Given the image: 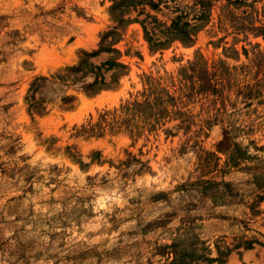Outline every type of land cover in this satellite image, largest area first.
<instances>
[{
    "label": "rangeland",
    "instance_id": "1",
    "mask_svg": "<svg viewBox=\"0 0 264 264\" xmlns=\"http://www.w3.org/2000/svg\"><path fill=\"white\" fill-rule=\"evenodd\" d=\"M153 2L0 0V264H264V0Z\"/></svg>",
    "mask_w": 264,
    "mask_h": 264
},
{
    "label": "trees",
    "instance_id": "2",
    "mask_svg": "<svg viewBox=\"0 0 264 264\" xmlns=\"http://www.w3.org/2000/svg\"><path fill=\"white\" fill-rule=\"evenodd\" d=\"M125 3H127L128 6H137L139 5L141 2L143 1H147L149 3V5H152L154 7H156L157 5L153 2V0H124ZM123 4H117L115 6H113L112 11L120 8ZM120 22L123 23L125 22L124 19H120ZM198 26L192 25L189 21H183L181 19V17H175L172 20V23L170 26H168L165 29V33H167V38L164 41H154L152 39V37L149 36V33L146 32V36L148 37L149 42L151 43L152 47H157V48H165L167 46V44H169L171 41L173 40H181L182 42L186 43V44H190L194 41V37H195V31L198 29ZM146 31V29H145ZM115 32H109L107 34H105L104 39H106L109 35H114ZM102 51H109V52H114V53H119V51L113 47H110L108 49L106 48H102L101 50L97 51V52H92V53H85L86 57H95L97 56L100 52ZM105 65H108L109 67L106 69V71L112 69L113 67H117L120 69H125L126 66L122 63H117L115 61L112 62H107L104 63L100 66L94 65L92 63H89L88 59L85 58L83 59V61H81V63L76 66V67H72L70 69V72L74 75L78 74V73H82V77H85L87 74H92L94 75V81L93 83L83 86L84 90L89 93V94H98L99 92H101L104 89H109L111 88L112 84L108 83L106 80V77L104 75V73L102 72V69ZM111 77L113 78V81L116 82V77L117 74L113 73L111 75ZM46 80L45 78H38L36 79V81L33 83L32 85V89L34 92H37L40 88H41V84L38 81H44ZM32 99L34 100V96H32ZM69 100H71V98H68ZM42 101H40V103H38L39 105H41ZM36 103V102H35ZM37 104V103H36ZM94 160V157H93ZM83 164V163H82Z\"/></svg>",
    "mask_w": 264,
    "mask_h": 264
}]
</instances>
